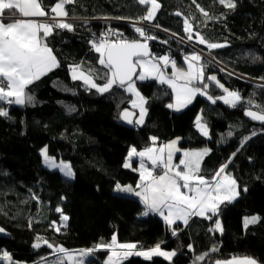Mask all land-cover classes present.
Returning a JSON list of instances; mask_svg holds the SVG:
<instances>
[{"label": "trees", "instance_id": "16d2710c", "mask_svg": "<svg viewBox=\"0 0 264 264\" xmlns=\"http://www.w3.org/2000/svg\"><path fill=\"white\" fill-rule=\"evenodd\" d=\"M158 2L161 7L153 21L159 25L155 27L158 30L146 28L158 37L148 42L153 54H170L178 67L184 68V55L209 52L206 45L196 42L197 32L211 42L226 43L227 47L213 49L211 56L234 75L221 71L214 62L205 69V75H216L229 90L238 91L243 101L251 97L254 103L264 104V0H234V10L225 8L219 0ZM43 3L48 11L56 0ZM200 8L213 19H207ZM66 10L75 30H56L46 38L61 66L29 86L33 103L20 106L0 102L9 113L0 117V226L10 235L0 238V253L7 251L13 264H37L41 257H46L43 263L49 264L56 255L43 243L34 249L37 236L66 250H81L95 247L97 241L116 231L123 243H136L144 250L160 244L161 249L176 252L171 261L159 256L152 260L133 256L125 264H214L217 259L234 256L252 257L264 264V125L248 119L244 114L246 103L231 108L221 100L213 104L199 95L177 112L167 107L172 102L171 91L155 80L137 82L148 101L144 124L133 127L122 123L119 113L131 108V95L116 87L103 95L95 89L86 90L81 81L71 79L68 66L83 62L85 68H101L89 40L103 30L116 29L125 39H141L126 21H134L146 8L136 0H77L66 5ZM185 18L193 25L191 42L185 37ZM178 38H185L190 46ZM163 40L168 43H161ZM253 56L260 60L253 62ZM209 61L202 56V62ZM208 92L214 97L223 94L213 84ZM197 115L203 117L208 137L196 129ZM150 137L158 138L156 145L180 138L179 148L183 150L209 148L202 174L210 179L227 163L226 172L236 179L240 195L231 203L220 204L211 220L193 216L187 225L173 228L155 213L143 215L145 207L138 197L114 192V188L117 183L135 188L138 172L123 164L130 147L146 148L152 144ZM245 137L250 139L240 148ZM45 146L49 156L70 162L72 178L42 165L40 150ZM57 207L69 217L59 231ZM254 215L261 220L245 229V217ZM218 218L223 232L209 231ZM188 245H192L191 250ZM213 247L218 251L211 252ZM204 253L208 255L197 262L196 256ZM107 256L108 250L101 249L88 262L104 264Z\"/></svg>", "mask_w": 264, "mask_h": 264}, {"label": "snow or ice", "instance_id": "6c2138e0", "mask_svg": "<svg viewBox=\"0 0 264 264\" xmlns=\"http://www.w3.org/2000/svg\"><path fill=\"white\" fill-rule=\"evenodd\" d=\"M139 5L145 6L146 11L143 15L134 19L133 27L141 39L128 40L121 33H115L111 28L102 32L99 38L89 40L92 50L99 54L97 63L101 68L84 67V63L71 64L68 70L73 81H82L86 90L95 89L97 93L103 95L109 93L114 87L124 89L131 93L136 99L131 100L134 108L139 109V117L133 121V113L127 109L119 114V119L132 124L142 125L148 114L146 107L148 101L140 94L136 88L135 79L145 80L153 78L160 84H167L172 90L174 102L167 105L168 108L175 111H181L193 100L199 96H206L211 103L215 104L218 100L231 108H236L241 103H246L245 115L252 120L261 122L264 125V104L254 103L250 97L243 101L238 91L229 90L224 84L220 83L216 75H205V69L211 61L202 62V55L193 51L191 54L183 56L187 65V70L178 67L177 62L171 58L170 54L157 56L149 49V41L157 40L158 37L149 33L144 27L136 26L147 22L153 27H159L153 21L161 5L158 0H136ZM196 0H193L195 3ZM77 3V0H56V3L50 6L46 11L43 0H0V102L7 101L8 104L25 106L33 103V96L29 92V86L35 81L40 80L48 73L59 68L60 62L54 50L46 42V38L53 35L56 30L74 31L73 23L68 22L69 12L66 5ZM219 3L225 8L234 10L236 3L234 0H219ZM199 8V5H197ZM201 13L207 19H213L209 14L200 8ZM175 15L180 16V12ZM43 18V19H34ZM79 19V18H71ZM104 19H108L105 17ZM116 19H130L127 17H116ZM87 23V19H85ZM184 33L186 40H193V25L187 18L184 19ZM115 35V40L109 39ZM177 35L176 33L172 34ZM185 38H181V42ZM196 42L206 45L211 56L213 49L227 47L226 43H216L209 41L204 35L197 32L195 34ZM167 44V40L161 41ZM213 59H215L213 57ZM253 62L260 60V57L253 56ZM171 66V75L166 74V69ZM139 69V71H137ZM221 71L225 69L221 68ZM234 75V73H228ZM264 80V77H261ZM97 81H103L98 83ZM210 84L221 89L224 95L212 96L208 89ZM261 87H264L262 85ZM67 90V89H66ZM255 108L256 110H252ZM71 108L70 111H74ZM9 113L3 107H0V117H8ZM195 127L201 135L208 137L209 130L203 117L197 115ZM228 136L232 133L228 132ZM252 135H256L253 132ZM157 137H150L153 146L137 150L134 146L130 147L128 155L125 158L123 167L129 168L133 164V158H139V168L134 169L139 172V182L135 188L132 186H122L117 183L114 192L129 193L139 198L145 207L143 215L149 212L159 214L165 224L171 228L177 221H182L185 225L193 216H200L206 219H213L217 216L220 204L227 201L231 203L240 195L236 179L227 173L228 164L221 165L220 168L211 176L205 177L202 172V162L211 151L209 148L198 150H181L177 147L180 138L171 140L167 144L156 145ZM250 139L245 137L241 141L240 148ZM237 149V152L240 151ZM182 152L179 163H173V157L176 153ZM45 164L49 168H59L65 177H73L74 173L68 163L61 161L55 163L53 157L48 155L47 146L40 150ZM234 152L232 156H235ZM145 160L149 161L151 167L145 166ZM231 157L229 158V163ZM244 191H247L245 188ZM32 199L38 200L33 196ZM63 199V197H62ZM60 213L61 225L66 226L69 217L65 215L60 207L56 208ZM261 217L254 215L245 217L244 228L256 224ZM55 226V222H53ZM31 226V225H29ZM6 230L0 228V233ZM209 231L223 232V227L219 219L215 220L214 228ZM172 235L176 236L177 231L172 230ZM37 242L32 245L34 249L41 247V243L52 249V254L56 259L49 264H89L88 258L101 249L109 252L105 264H125L130 257H143L145 260H152L153 257H164L171 261L176 255L175 251H164L160 244L144 250L136 243H119L116 234H113L110 243H99L93 248L81 249L78 252L66 250L62 246L53 245L42 237L37 236ZM192 249V245H188ZM211 252L218 249L213 247ZM208 253L196 256L199 262L207 256ZM46 257H41L37 264H43ZM0 261L13 264L12 257L7 251L0 253ZM214 264H259L252 257H232L228 260L217 259Z\"/></svg>", "mask_w": 264, "mask_h": 264}, {"label": "rangeland", "instance_id": "374dc122", "mask_svg": "<svg viewBox=\"0 0 264 264\" xmlns=\"http://www.w3.org/2000/svg\"><path fill=\"white\" fill-rule=\"evenodd\" d=\"M43 19V18H42ZM131 25H133V23L131 24ZM137 26H141V27H145V28H148V29H154V30H158V29H156L155 27H153V26H151V25H149V24H140V25H137ZM117 31V30H116ZM118 32V31H117ZM119 33V32H118ZM179 39V38H178ZM180 40H181V38H180ZM179 40V41H180ZM181 42V41H180ZM183 42H185V41H183ZM182 43V42H181ZM186 43V42H185ZM184 44V43H183ZM186 44H188V43H186ZM188 46H190L189 44H188ZM202 56H205L206 58H208V60H210L211 62H214L218 67H220V68H223V69H225V72H227V73H229L230 71L227 69V68H225L224 66H222L220 63H218L217 61H215V59H213V57L211 56V57H209L208 55H205L204 53H200ZM173 58V57H172ZM181 68V67H180ZM187 68V65H186V67H184V68H182L183 70H187L186 69ZM138 71H139V69H138ZM166 71V74H170L169 73V71L166 69L165 70ZM148 79H152V78H148ZM148 79H145V80H143V81H141V80H138V79H134L135 80V84H136V88H137V82H144V81H146V80H148ZM137 90H138V88H137ZM139 91V90H138ZM127 92V91H126ZM140 92V91H139ZM128 94H130L131 95V98H130V101H129V106L132 108V109H134L135 111H136V113H137V115H136V118L135 119H137L138 117H139V109L138 108H134L133 106H132V104H131V100H134V99H136V97L135 96H133L131 93H129V92H127ZM140 94L142 95V93L140 92ZM222 95H224V93L222 94ZM143 96V95H142ZM202 97H204V98H207L206 96H202ZM208 100V99H207ZM171 103H173V101L171 102ZM196 120V119H195ZM135 121V120H134ZM132 126L133 127H137V126H140V125H136L134 122L132 123ZM163 144H167V142L166 143H163ZM52 157V156H51ZM54 158V157H53ZM41 159H42V165L44 166V167H46V168H48L49 170H58L62 175H63V173L59 170V168H49L46 164H45V162H44V159H43V157L41 156ZM54 160H55V163L56 164H59L61 161H63V162H65V163H68L70 166H71V164H70V162H68V161H64V160H56L55 158H54ZM71 168H72V166H71ZM72 171H73V168H72ZM74 173V172H73ZM64 176V175H63ZM66 178H69V177H66ZM72 178V177H71ZM139 182V181H138ZM118 193V192H117ZM123 194H129V193H123ZM134 196V195H133ZM219 219V218H218ZM220 220V219H219ZM221 221V220H220ZM215 225V224H214ZM219 232V231H218ZM69 251H73V252H78L79 251V249H76V250H69ZM108 255H109V253H108ZM107 258H108V256H107ZM107 258L105 259V261L107 260ZM105 261H104V264H105ZM3 262V264H7V262H4V261H2ZM44 264V263H43Z\"/></svg>", "mask_w": 264, "mask_h": 264}, {"label": "crops", "instance_id": "0c3cea01", "mask_svg": "<svg viewBox=\"0 0 264 264\" xmlns=\"http://www.w3.org/2000/svg\"><path fill=\"white\" fill-rule=\"evenodd\" d=\"M34 19H42V18H34ZM99 55V54H98ZM187 69V68H186ZM167 70L169 71V73L170 74H167V75H171V72H172V69H171V66H169L168 68H167ZM211 75V74H210ZM148 80H155V79H148ZM157 83H159L157 80H155ZM82 82V81H81ZM160 84V83H159ZM163 85H165L166 87H168V85L167 84H163ZM168 89L171 91V94H172V90H171V88H169L168 87ZM172 101L174 102V97H173V94H172ZM177 139V138H176ZM172 140H174V139H172ZM171 141V140H170ZM170 141H168V142H170ZM167 142V143H168ZM159 145H161V144H158V145H155V146H159ZM149 146H153L152 144L151 145H149ZM148 146V147H149ZM177 147H179V141H178V144H177ZM144 149V148H143ZM143 149H140V150H143ZM181 149V148H180ZM181 150H183V149H181ZM193 150H198V149H193ZM139 151V150H138ZM182 156V152H180V153H176L175 155H174V157H173V163H175V164H178L179 163V158ZM133 164H132V166H131V168L133 167V168H135V169H138L139 168V158H133ZM145 166L146 167H151V164H150V162L149 161H147V160H145ZM137 171V170H136ZM138 172V171H137ZM138 175H139V172H138ZM139 179H140V176H139ZM226 202V201H225ZM163 222H164V219L159 215V214H157V213H155ZM198 217H200V216H198ZM192 218V217H191ZM164 224H165V222H164ZM166 225V224H165ZM176 225H184V223L182 222V221H177L176 222V224H174L171 228H173L174 226H176ZM113 234H116V236H117V233H116V231H111L110 233H109V236L108 237H106L105 239L104 238H102L101 240H99V241H97V244H99V243H110V241H111V238H112V236H113ZM117 240H118V242L119 243H123V242H121L119 239H118V237H117ZM80 250V249H79ZM162 250H164V251H169V250H165V249H162ZM109 253V252H108ZM160 257V256H159ZM161 258H164V257H161ZM165 259V258H164Z\"/></svg>", "mask_w": 264, "mask_h": 264}, {"label": "water", "instance_id": "95a60500", "mask_svg": "<svg viewBox=\"0 0 264 264\" xmlns=\"http://www.w3.org/2000/svg\"><path fill=\"white\" fill-rule=\"evenodd\" d=\"M149 49H150V51L152 52L150 46H149ZM137 71H138V69H137ZM134 79H135V77H134ZM125 109H127L129 112L133 113L132 119H133V121H134L135 118H136V115H137L136 111L133 110V109H131V108H125ZM125 109H123V110H125ZM123 110H121L120 113H121ZM120 113H119V114H120ZM247 117H248V116H247ZM248 119H249L250 121H253V122H259V121H256V120H252L250 117H248ZM120 121H121L122 123H124V124L130 125V124H128L127 122H125V121H123V120H121V119H120ZM0 228H2V227L0 226ZM9 236H10V235H9V233H8L7 231H5L4 233H0V238H9Z\"/></svg>", "mask_w": 264, "mask_h": 264}, {"label": "built area", "instance_id": "2783aa9c", "mask_svg": "<svg viewBox=\"0 0 264 264\" xmlns=\"http://www.w3.org/2000/svg\"><path fill=\"white\" fill-rule=\"evenodd\" d=\"M127 23H129V24H132V23H134V21H126ZM142 24H144V23H142ZM138 25H140V24H138ZM144 27V26H143ZM108 29H106V30H103L102 32H105V31H107ZM113 30V32H115V33H118L117 31H116V29H112ZM100 36V35H99ZM99 36L97 37V38H99ZM117 37L115 36V35H112V36H110L109 37V39H111V40H115ZM177 40H180V39H177ZM181 41V40H180ZM182 43H184L185 45H188V44H186L185 42H182ZM205 55H208L207 53H204ZM209 56V55H208ZM210 57V56H209ZM172 58V57H171ZM173 59V58H172Z\"/></svg>", "mask_w": 264, "mask_h": 264}]
</instances>
